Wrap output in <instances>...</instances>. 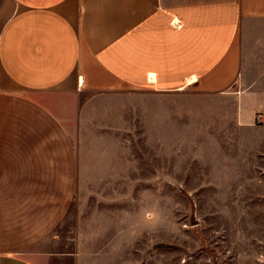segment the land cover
<instances>
[{
	"label": "crops",
	"instance_id": "crops-1",
	"mask_svg": "<svg viewBox=\"0 0 264 264\" xmlns=\"http://www.w3.org/2000/svg\"><path fill=\"white\" fill-rule=\"evenodd\" d=\"M213 96L241 126L264 113V0H0V264L60 261L85 169L130 176L133 123L162 154L164 122Z\"/></svg>",
	"mask_w": 264,
	"mask_h": 264
},
{
	"label": "rangeland",
	"instance_id": "rangeland-1",
	"mask_svg": "<svg viewBox=\"0 0 264 264\" xmlns=\"http://www.w3.org/2000/svg\"><path fill=\"white\" fill-rule=\"evenodd\" d=\"M194 102L164 122L162 154L133 123L130 176L85 169L55 264H264V113L241 126L227 99Z\"/></svg>",
	"mask_w": 264,
	"mask_h": 264
}]
</instances>
